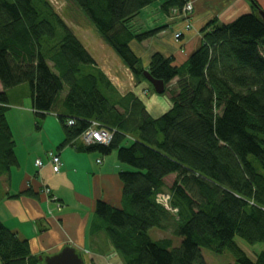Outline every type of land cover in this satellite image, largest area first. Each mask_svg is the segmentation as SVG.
<instances>
[{
	"label": "trees",
	"instance_id": "16d2710c",
	"mask_svg": "<svg viewBox=\"0 0 264 264\" xmlns=\"http://www.w3.org/2000/svg\"><path fill=\"white\" fill-rule=\"evenodd\" d=\"M71 1L130 69L141 94L118 90L51 0H0V177L19 164L8 91L27 84L36 117L55 113L61 121L62 146L116 152L131 168L119 173L122 205L98 200L90 224L124 264H207L203 248L229 251L234 264H264V251L253 261L236 241L264 242V22L258 2L231 23L207 24L183 64L155 53L144 67L131 43L165 27L140 33L134 19L160 1L164 14L181 17L189 0ZM145 70L165 82L164 93L149 96L153 85ZM154 101L164 108L160 116L152 114ZM93 123L112 132L108 145L81 141ZM158 194L171 196V209L157 202ZM48 196L55 197L52 191ZM152 229L173 237L153 238ZM0 264H43L30 241L1 219Z\"/></svg>",
	"mask_w": 264,
	"mask_h": 264
},
{
	"label": "crops",
	"instance_id": "0c3cea01",
	"mask_svg": "<svg viewBox=\"0 0 264 264\" xmlns=\"http://www.w3.org/2000/svg\"><path fill=\"white\" fill-rule=\"evenodd\" d=\"M192 1L194 10L190 30L185 29V21L181 17L168 16L162 12V1L144 8L134 19L140 33L165 27V30L149 40L131 43L144 67L149 66L155 53L167 57L175 56L176 63L183 64L200 46L202 29L207 24L214 20L218 24L231 23L239 16L255 10L252 0ZM256 1L264 10V0ZM178 32H182L180 38L175 37ZM99 39L100 47L111 51L100 36ZM86 43V48L121 93H140L141 87L137 85L134 75L114 51L111 52L117 56L123 73L131 74H128L130 83L127 88L120 83L119 76H113L106 68V59L96 51L99 43L92 45L90 40H86ZM2 90L0 83V91ZM156 106H159L158 112ZM14 107L18 108V104ZM151 108L154 116L164 113L163 106L156 101ZM19 109L24 110L23 107ZM28 111L32 112L34 117L22 119L26 129L20 134H16L12 129L19 164L12 169L11 175L0 177V219L20 237L30 241L31 251L35 256L55 255L64 247L72 246L83 258L85 254H90L91 260L94 261L93 255H96L106 264H112L107 258L111 260L109 255L115 252L118 263L124 264L109 244L106 235L92 234L90 224L98 200H105L116 207L122 205L123 184L119 173L129 169L119 162L118 157L116 159L115 152L109 158L100 152L80 151L74 144L62 146L66 134L58 116L50 113L40 121L34 113L32 103ZM34 125L35 129L32 128ZM49 152L61 156L63 164L60 173L53 171ZM99 159L102 160L101 163H98ZM37 160H42L41 168L36 166ZM174 179L175 175H170L166 181L169 184V181L173 182ZM46 186L50 187L53 195L62 203L61 210L57 208V203L44 193ZM29 191L32 194H27Z\"/></svg>",
	"mask_w": 264,
	"mask_h": 264
},
{
	"label": "rangeland",
	"instance_id": "374dc122",
	"mask_svg": "<svg viewBox=\"0 0 264 264\" xmlns=\"http://www.w3.org/2000/svg\"><path fill=\"white\" fill-rule=\"evenodd\" d=\"M52 3L56 6L57 10L60 12V14L69 22V25L74 29L80 40H82L86 45V40H90V43L94 45L96 42L99 43L96 48L97 52L107 61V64L105 65L107 69L110 70L113 76H119L121 79L120 83L126 85V88L128 87V83L130 81L128 80V74L129 72L123 73L122 67L120 66V62L117 58V56L114 55L111 48V51L107 49H102L100 47L101 41L99 39V34L92 23H90L83 13L79 10V8L76 6L74 2L71 0H51ZM185 19V18H184ZM191 19V18H190ZM137 26V25H136ZM192 28V23L191 27ZM186 29V28H185ZM187 29V30H190ZM85 37V38H84ZM86 39V40H85ZM149 40V39H148ZM107 45V44H105ZM109 47V46H107ZM91 50V49H90ZM131 75V74H130ZM119 82V81H118ZM150 97L155 95L154 87L150 85ZM11 96V106L8 111V118L10 119V125L14 132L16 134H20L21 131H24L26 127L24 126L25 123L22 122V119H27L29 117H34V114L32 112H29L28 109L31 106L32 100L30 96V88L27 84L21 85L17 88H14L12 92L9 93ZM18 104V108H15L14 105L16 103ZM14 103V104H13ZM23 107L24 110H20L19 108ZM156 110L158 112L159 106H156ZM155 112V110H154ZM22 115L24 118H22ZM40 120V119H39ZM41 121V120H40ZM32 128H36L35 125ZM20 140V139H19ZM103 155V154H101ZM111 155V154H110ZM110 155H103L104 157H109ZM115 157L117 159V154L115 152ZM126 166V165H125ZM127 169H131L130 167L126 166ZM171 179V178H169ZM171 181V180H170ZM169 181V186L172 184V181ZM168 192V191H167ZM151 236L153 238L157 237H163V236H171L170 233H163L160 232L158 229H152L150 232ZM181 239H175V243H180ZM237 243L239 246L246 252L248 257L255 261L257 258V255L264 251V242H260L254 245L249 244L244 239L237 237L236 238ZM202 254L207 262V264H234L236 262V259L232 253L229 251L224 252L223 254H217L212 252L209 249L203 248ZM111 256V260L107 258L108 262L112 264H120L118 263V260L116 259V253L114 252ZM85 264H106V262L99 258L96 255H93L94 261L91 260L90 254L84 255ZM120 260V257H119Z\"/></svg>",
	"mask_w": 264,
	"mask_h": 264
},
{
	"label": "built area",
	"instance_id": "2783aa9c",
	"mask_svg": "<svg viewBox=\"0 0 264 264\" xmlns=\"http://www.w3.org/2000/svg\"><path fill=\"white\" fill-rule=\"evenodd\" d=\"M194 10V4L192 0H189L187 2V4L185 5L184 9H183V13L181 18L185 21V28L186 29H190L191 27V15L193 13ZM185 18V19H184ZM182 35V32H178L176 33L175 37L176 38H180ZM147 91L145 90L144 93H146ZM69 125L73 124V120H69L68 122ZM113 137L112 132L105 128L102 127L101 125L97 124V123H93V125L87 129L84 133H82V135L80 136L81 141L84 144H95V143H101V144H105L108 145L111 142V139ZM50 162L52 164V168L53 171L56 173H60L61 171V167H62V160L61 157L58 153H54V152H49L48 153ZM36 166L38 168H41L43 166V162L42 160H37L36 161ZM44 192L48 195L51 190L48 187H45ZM53 201H57L56 197L52 198ZM157 202L169 209H171V196L169 194H158L157 195ZM57 208L59 210L62 209V203L58 202L57 203ZM176 210V209H175Z\"/></svg>",
	"mask_w": 264,
	"mask_h": 264
},
{
	"label": "water",
	"instance_id": "95a60500",
	"mask_svg": "<svg viewBox=\"0 0 264 264\" xmlns=\"http://www.w3.org/2000/svg\"><path fill=\"white\" fill-rule=\"evenodd\" d=\"M258 15L264 22V10L259 9ZM144 77L153 85L158 94H162L166 90V84L162 80L155 79L148 70L144 71ZM39 260L43 264H85L83 256L72 246L64 247L59 253L50 256H39Z\"/></svg>",
	"mask_w": 264,
	"mask_h": 264
},
{
	"label": "bare ground",
	"instance_id": "6f19581e",
	"mask_svg": "<svg viewBox=\"0 0 264 264\" xmlns=\"http://www.w3.org/2000/svg\"><path fill=\"white\" fill-rule=\"evenodd\" d=\"M149 84V83H148Z\"/></svg>",
	"mask_w": 264,
	"mask_h": 264
}]
</instances>
